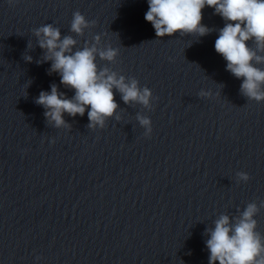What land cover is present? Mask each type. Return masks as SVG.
<instances>
[{
    "label": "clouds",
    "instance_id": "1",
    "mask_svg": "<svg viewBox=\"0 0 264 264\" xmlns=\"http://www.w3.org/2000/svg\"><path fill=\"white\" fill-rule=\"evenodd\" d=\"M8 2L12 4L14 0ZM147 3L144 18L151 23L158 38L176 33L198 37L210 34L213 29L202 23V10L212 7L214 14L225 21L215 40L216 53L227 62V71L242 79L241 94L249 100L264 101V68L257 66L264 64V0H147ZM94 24L95 21H88L76 11L70 31L82 36ZM33 31L39 47L45 50L43 61H51L49 74L58 73L60 83L75 92L68 98L56 84L51 85L50 92H40L35 102L44 107V116L50 124L57 128L69 127L64 120L65 113L83 116L88 109V127L103 128L118 108L115 92L121 94L125 104L136 102L149 106L152 91L148 87L141 88L135 78L128 79L108 67H98L97 56L112 63L119 54V49L111 45L98 48L100 35L94 37V43L86 41L82 48L73 51L77 41L71 35L61 38L57 27L46 24ZM24 59L32 61L31 56ZM138 119L151 132V120L140 116ZM238 176L244 181L249 179L245 172ZM258 211L255 203H249L234 222L228 215H220L214 228L205 229L209 236L206 240L208 264H264V235L256 230L254 219Z\"/></svg>",
    "mask_w": 264,
    "mask_h": 264
}]
</instances>
